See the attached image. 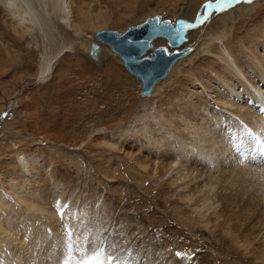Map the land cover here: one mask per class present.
<instances>
[{"label":"rangeland","instance_id":"1","mask_svg":"<svg viewBox=\"0 0 264 264\" xmlns=\"http://www.w3.org/2000/svg\"><path fill=\"white\" fill-rule=\"evenodd\" d=\"M190 1L86 0L84 16L76 21L78 32L71 35L54 27L52 38H36L29 33L31 40L27 37V41L15 44L0 34V176L6 173L13 178V171L24 172V167H34L25 160L26 155L36 154L43 180L60 181L61 186L53 181L49 185L44 183L42 199L36 200L43 209L57 213L59 220L51 226L60 227L59 234L70 240L65 251L68 253L60 264H78L91 258L88 244L101 240L107 244L122 241L119 243L129 246L133 256L138 252L135 264H147L146 258H152L153 250L156 255L173 253L174 257H185L184 263L194 259L198 264H249L238 257L240 238L236 233L247 227L248 231L264 234V163L256 162L251 150L235 152L231 161L220 164H214L207 154L197 156L203 143L193 145L196 136L186 141L193 134L185 128L195 122L188 105L195 98L179 100V95L194 93L197 81L207 84L208 95L220 89L214 80L208 82L205 63L212 59L208 51L226 42L242 62L237 47L257 39L256 28L264 26V0H232L220 6L210 5L206 13L203 5L217 0H197L190 24H196L198 14L207 19L189 29L186 45L191 47L190 51L177 58L173 69L146 95H140L139 79L124 68L108 46L102 45L106 51L103 49L104 58L99 63L89 61L79 47L81 37L93 39V31L98 28L122 31L153 14L171 22L176 16L186 18ZM241 35L240 41L234 38ZM61 49H67L63 56ZM110 62L115 72L110 70ZM46 63H50L49 68L44 70ZM187 72H192L193 77ZM190 84L195 86L186 90ZM197 91L201 93L194 95L207 102L208 108L199 110L205 117L208 111L210 116L215 114L213 125L221 126L212 130L217 132L221 127L219 135L225 139L221 132L229 122L224 110L213 108V99L201 89ZM243 102L241 99L240 103ZM238 123L245 128L243 122ZM232 129L226 128L225 133L235 137L236 131ZM247 132L250 138L255 135L248 129ZM253 136L256 142L260 140ZM169 164V171L161 170ZM181 168L188 173L183 175ZM7 190L0 186V218L4 222L11 217L16 222L21 220L18 226L14 222L8 233H13L12 229L20 223L47 226L46 212L36 208L27 211L28 207L24 208L19 198H13ZM211 197L213 200H209ZM94 209H99L100 217H96L104 225L99 221L93 223L96 220L91 218L97 212ZM88 221L90 228L94 226L92 230H103L90 235L92 232L85 229ZM76 235L80 240L73 243ZM10 242L3 240L1 244ZM119 247L108 254L122 255ZM59 248L62 252L63 247ZM129 254L127 264L134 261L133 257L128 258ZM106 255L104 251L100 259ZM153 259L155 263L161 261V257Z\"/></svg>","mask_w":264,"mask_h":264},{"label":"bare ground","instance_id":"2","mask_svg":"<svg viewBox=\"0 0 264 264\" xmlns=\"http://www.w3.org/2000/svg\"><path fill=\"white\" fill-rule=\"evenodd\" d=\"M85 1L86 0H0V11L1 13H3V15L0 17V34L3 37L6 36L10 38L12 42H15V44L16 43L20 44L23 41H27V37H28L27 35L29 33L32 34L31 35L32 37L33 35L37 36L36 38H38L40 35L43 36V38L44 36H46L47 38L48 37L52 38L51 36H54V32H53V29H55L54 27H60L63 32L71 35L72 32L74 31L78 32V25L76 21L81 20L84 16L83 8H86L84 7ZM91 4L89 3V5ZM196 4H197V0H191L189 3V6L185 13V17H186L185 19H187L188 21L192 20V18L194 17V10H195ZM85 12H86V9H85ZM98 29H101V28H98ZM189 29L190 28H188L187 30V35H189L188 34ZM256 35H258L256 40L241 43L240 48L237 47L238 51L241 52V58L243 57L242 62L239 61V55H237L236 51L233 50L232 45L230 46L226 42H220L217 46L214 45L213 49L208 51V53H210L209 57H212V59L209 60V63H205V66H208V72H209L206 75L209 77L208 82L210 80H214L219 85L220 89L218 91L215 89L216 93H214L213 91V93H210L208 95V92H207L208 88H207L206 83H202V81H197L195 83L198 86V88H195L194 93L195 92L201 93L197 91L201 89L204 93H206L207 96H209V98L213 99L212 100V102L214 103L213 108L217 107V109L219 108L220 110L221 109L224 110L223 113L226 114L228 122H229V126L225 127L221 132L225 139H223L222 136L219 135L220 134L219 132L222 129L221 127L220 129L218 128L217 132L213 131L214 128L221 126L220 124L218 126L213 125L214 123L212 121V118H214L215 114H212V116H210L211 115L210 111H208L207 116H209L210 119L209 118L207 119V116L205 117V115L201 113V110H199V109H202L205 111L208 110L207 102L204 103L203 101H201V98L196 97L194 93H190L188 95L186 94L179 95L181 96L179 100L182 102L190 101L192 97L195 98L194 102L190 101V103L188 104L191 108L190 110L191 113L195 115L196 119L193 125H190L187 127L185 126V128H189V133L193 134L186 141H190L192 136H196L197 142H193V145L198 147V144L203 143L199 146L197 150V156H201L202 154H207L208 156H210V159L214 164H220L221 161L223 162H227L229 160L231 161L232 158L235 157V152L237 153L239 151L243 152L244 150L245 151L251 150L252 158L256 159V162L264 163V145H263L264 140L262 139V137L264 138V26L256 28ZM50 38L49 40H51ZM234 38H237V40L240 41L243 39V35L235 36ZM246 38H248L247 35H246ZM88 39L89 37L86 38V36L81 37L79 47L80 49H82V52L84 53L90 41ZM29 40L31 39H29L28 37V41ZM43 40H46V39H43ZM164 41L166 42L164 37H160V36L155 37L151 41V47L144 52V55L151 54V48L157 45L166 46L167 49L170 51L172 47L168 46L167 43L165 44ZM43 42L44 41H42V43ZM187 42L188 40L182 43L180 47L188 44ZM47 43L45 42V45ZM48 44L52 46L51 42H49ZM102 45H105V44H101L102 50L98 53L97 58L95 60H91L92 62L94 61L93 63H99L102 60V58H104V56L102 57V52H103V49L105 50V48L102 47ZM21 46L22 45H20V47ZM27 47H28V44H27ZM43 47L44 46H42L41 48L44 49ZM45 48L47 50V47ZM66 50H62L60 56H63L64 54H66L65 53ZM42 51L41 53L44 54L45 51L43 52ZM6 52H8V50ZM58 52L52 55L51 58H53L56 54H58ZM53 63H56V62L54 61ZM175 63H176V60L171 64L166 75L173 69ZM49 64L46 63L44 70H46L47 67L49 68ZM108 66L112 72L116 71L112 62L108 63ZM50 69H51L50 72L52 73L53 68H51V66H50ZM249 72L250 73L253 72L254 75L249 74ZM186 74L193 77L192 72H187ZM159 80H157L153 84L152 89L154 88V86L157 84ZM194 86L195 85L190 84L186 87V90H190V87H194ZM152 89L150 92L153 91ZM241 99L245 101L243 102V104L240 103ZM174 107H177V105H175ZM231 119L234 120L236 125H238V127H240L242 131H238V128L235 126L234 122ZM238 122H241V123L243 122L242 124L245 128L241 127V125ZM229 127L233 128L232 131L233 130L236 131L235 137L234 135L232 136V134L230 133L228 134L225 133L226 132L225 129ZM247 129L251 131V134H255L256 137H258V139L260 140L256 138L258 140L256 142V140L254 139L255 135L254 136L251 135V138L247 136V133H248ZM187 134L188 132L184 133L182 137L186 136ZM252 136L254 138H252ZM246 137L249 140H247ZM233 139L235 140L232 141ZM239 141H242L243 143H246V144H242ZM260 141L263 142V144ZM74 148H78V146H74ZM38 157L39 155H36V154L30 155V156L26 155L25 162H27V164H33L34 167H30V168L24 167V170H25L24 172L13 171L15 173V177L13 178L15 179H13L12 176L10 177V175L7 176L6 173H5L6 175L2 173L1 176L4 179L0 176V180H1L0 186L6 187L9 191H11L12 192L11 196H13V198L18 197L19 198L18 202L23 203L24 208L28 207L27 211L29 208H36V210L41 209L43 212H46L45 213L46 216L44 217V219L46 220V223L48 224H46L47 226L45 225L39 226L37 224L33 225L30 222L26 223L28 225L20 223V226L17 227V229H14L15 227L12 229L13 233L11 232L8 233V230L11 231L10 227L12 228V226H14L13 223L14 222L17 223V226H18V223L21 220L16 222L11 217L10 219H6L7 221L4 222L0 218V251H2V248H3L2 254H0V260H2L0 264H60L61 262L63 263L62 259L68 253V251L67 252L65 251L70 244L69 242L70 240H67V238H64L63 236L59 234L60 227L59 229H57V227L55 228L51 226L52 223L58 222L59 220L57 213L50 209L49 210L45 209V207L43 209L42 206H40L41 204L38 205V203H36V200L42 199L40 197L42 196V192H43L42 190H43L44 183L45 185H49V182L53 181V183L58 184L57 186L62 185L60 181H57L56 179H53V178L47 179L46 181L43 180L44 174L41 173L38 167V163L36 162ZM170 158H174V157H170ZM171 163H173V161H171ZM171 168H172V165L169 164L168 168L165 169V166H162L161 170H165V172H167ZM28 169H30V171ZM13 172L11 171V173ZM184 172H185V169H182L183 175L188 173L187 171L186 173ZM7 177H9V179H13V182H11L12 180L6 179ZM21 194L24 195L23 198L20 196ZM43 198L47 199L46 196H44ZM2 199H3L2 194H0V200ZM66 200L67 199H65L64 202ZM209 200H213V197L209 198ZM7 201L8 200L6 199L4 200L3 203H6ZM92 207L94 208V206ZM94 210L97 212H95V216L91 218L92 220L93 219L96 220V221H93V223L99 221V219L96 217L97 215L98 217H100L99 209H94ZM36 216L41 217L42 215L37 214ZM19 217L20 216L16 215V220H19ZM101 220L99 222H101ZM5 223L7 224L6 226H5ZM101 224L104 225V223L102 222ZM31 225L32 227H30ZM103 225H100V226H103ZM48 226L50 227V229H48ZM93 227L94 226L90 228V221H88L85 224V229H89V231L92 232L90 235H92L95 232H99L100 229H102V228H99L98 230L95 231V230H92L94 229ZM156 232L160 234L159 230H157ZM108 234L109 233H107V235ZM101 235H102V232H101ZM103 235L105 236V234ZM76 236L77 238L76 239L74 238L75 240L73 239V243H75L76 240L78 241L79 239L78 235ZM236 237L240 238L238 240L239 242L238 257H241L242 259L246 260V262L249 264H264V234H261V231H253V230L248 231L246 227V228H243L241 231H238L236 233ZM72 238H73V235H72ZM90 239L92 240V238ZM3 240L6 242L10 240L11 242L10 244L5 243L2 245L1 241ZM98 240L99 239H97V241ZM119 242H122V241H119ZM119 242L118 241L116 242V240H113V241H108V244H107V242L105 243L102 240L101 242L92 241L91 243L88 244L87 248L92 250L90 252V255L93 256L94 253L97 252V248L102 247L104 251L108 254V253H112L114 251L113 248H116L118 245V247L120 246L118 249L122 248L120 251L124 252L122 255H120L121 260L119 264L129 263L127 261V256L129 253L130 254L128 258L129 259L131 257L134 258V261L131 264H135V261L136 259H138V256H139L138 252H136L137 254L133 256L130 251L131 249L129 248V246L124 247V245H122L123 243H119ZM84 244L80 243V246H86ZM158 244L162 246V244L160 243ZM78 245L79 244H75V247H77ZM114 245L116 247H114ZM59 247L61 248L63 247L62 252H60L61 249ZM109 249L110 251H108ZM135 250L136 249H134L133 251ZM148 250L150 251V249ZM145 251L147 252V250ZM160 251H162V248L160 249ZM156 254L157 252L153 250L152 258L151 259L146 258V260L148 261L147 264H183L185 261V257L177 258L172 255L173 253H170V254L168 253L169 255H166V254L162 255L159 253L158 255ZM153 257H157V258L161 257V261L159 263H155ZM105 258L106 256H104L103 260H105V264H106L107 261ZM47 261L48 263H46ZM184 264H198V263L195 262L194 259H191V260H187Z\"/></svg>","mask_w":264,"mask_h":264},{"label":"water","instance_id":"3","mask_svg":"<svg viewBox=\"0 0 264 264\" xmlns=\"http://www.w3.org/2000/svg\"><path fill=\"white\" fill-rule=\"evenodd\" d=\"M224 2L229 0L205 4L220 6ZM204 5L202 10L206 13L209 7L205 8ZM181 21L190 24L181 16H176L170 22L167 18L153 14L138 23L127 25L122 31L111 28L97 29L93 32L94 38L89 41L85 54L89 59L95 60L102 50L101 44L107 45L121 59L124 68L139 79L140 95H146L153 84L166 75L171 64L191 49L189 45L180 47L188 40L189 28L187 24L182 25ZM157 36L164 37L172 49L169 51L166 46L157 45L151 48V54L144 55L151 47V41Z\"/></svg>","mask_w":264,"mask_h":264},{"label":"snow or ice","instance_id":"4","mask_svg":"<svg viewBox=\"0 0 264 264\" xmlns=\"http://www.w3.org/2000/svg\"><path fill=\"white\" fill-rule=\"evenodd\" d=\"M231 2H232V0H229V3H231ZM247 2H250V0H247ZM204 7L208 8L209 5L205 4ZM205 19H207V17H203V16L198 14L196 24H187V22H184V21H181V24L182 25L187 24V27L191 28V27L197 26L200 23H203ZM168 23H170V22H168ZM69 235H71V233H69ZM102 255H104V249L100 248V250L98 252L94 253V255L91 258L86 259V260H82V261L78 262V264H105V260L100 259V256H102ZM105 259L107 261V264H119V262L121 260L120 256L114 257L111 254H107Z\"/></svg>","mask_w":264,"mask_h":264}]
</instances>
